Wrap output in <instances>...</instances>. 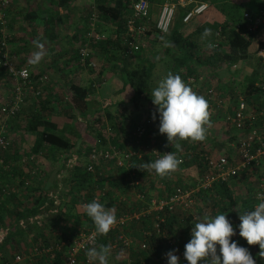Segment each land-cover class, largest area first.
<instances>
[{"label":"trees","instance_id":"trees-1","mask_svg":"<svg viewBox=\"0 0 264 264\" xmlns=\"http://www.w3.org/2000/svg\"><path fill=\"white\" fill-rule=\"evenodd\" d=\"M57 1V4L64 6L68 0ZM148 1L152 5L153 3H162L164 0ZM172 1L177 2L176 0ZM202 1L214 4L225 16V20L221 23L206 25L207 29L212 30V35L200 39L204 41L203 46H201V43L195 44L194 41H188L187 39L190 40V36L189 38H183L179 32V28L183 24L182 18L186 11L194 5V2L184 6L180 4L177 6L175 18L167 33H158L155 29V21L151 22L150 18L147 25L144 23L148 27L146 34L150 35L152 32H155L158 40L162 42L161 37H163L164 41L174 44L179 50H183L186 47L184 51L189 55L194 54L195 47L191 46L195 44L198 49L200 48V52L205 54L203 58L206 60L207 57H215V61L236 62L242 58H249L248 49L253 43L255 34L249 33L244 29L242 20L244 7L242 9L233 4L231 0ZM130 4V0L96 1V11L99 18L109 20L115 25L114 28H116L114 30L115 35L106 36L105 39L100 41H89L92 42L91 44L105 49L106 52L98 57L100 58L99 60H102V63L106 62L108 58L127 62L135 54H127L125 45L122 43V39L127 31L126 21ZM262 4L263 0H248L247 7L256 5L259 9ZM234 24H238V26L234 27ZM205 29V27L199 28L197 32L204 31ZM209 43L216 44L214 47L209 48ZM257 44L264 47V42ZM93 56L95 54L91 55V57ZM78 58L79 54L77 51ZM178 60L183 59L178 58ZM257 60L261 63L262 58L257 56ZM153 66V61L138 62L135 66L131 65V67L126 66V69L124 68V85L127 84L132 89L130 99L133 104L136 105L145 100L148 104L154 106L155 109L150 110L146 117L152 118L153 113H156L157 118H159L156 106L152 103L149 89ZM85 68L94 71V68L86 66ZM184 70L185 72L180 76L191 87L194 88L198 81L203 80L198 79L199 76L193 74L190 67L187 66ZM0 71H3L0 81L2 78L6 81L12 80L8 72L1 66ZM186 76H194L196 81L194 83L188 82L185 80ZM30 77L34 82V78L36 77L33 78L32 75ZM211 85V82H207V87L205 88V98L210 104L222 98L218 90H216L217 92L214 91V85L211 96L207 94L208 87ZM38 86L37 84L36 88L40 90V94L36 98L40 100L41 112L37 109V111L35 110L31 114L25 115L26 122L22 128L23 132H29L34 135L30 152L63 153L65 155L62 160V166H70L67 164V161L71 158L72 152L69 151L77 149L75 141L80 139L82 145L79 147L80 151H78L80 152L79 156H85L84 162H88V155L92 148L101 150L117 148L121 151L137 150L140 151L141 156L139 158L135 156L132 159L130 168L117 166L115 164L116 161L113 160H100L93 164L92 171H88L84 163L82 164L79 162L80 159H77L72 169L67 170L68 176L64 178L65 191L63 193L55 197L49 195L46 191L38 192L35 189L37 191L33 192L35 191L33 187L32 193L30 192L29 194L32 201L29 203L26 194L20 192V188L22 187V190L26 191L27 185L25 181H29L28 178L32 181V178L37 176V174H27L26 180H24L25 178L20 179L21 176L19 177L14 174V172H17L15 170L17 167L10 165V160L20 150L18 149V145H15L16 138H14V132L11 128L7 127V123L4 127V133L7 138L11 139V144L6 150L0 151V158L4 162L0 164V229H7L6 234L0 240V262L11 259L15 254H20L22 261L19 264H62L67 256L70 240L74 238L66 232L65 228L68 226V219L66 218L74 216L72 218L75 223L73 229L75 235L78 233L79 226H82L87 231L95 229L92 220L79 207L97 200L104 204L106 208L115 209L117 219L120 216L132 214V212L137 214L139 212V215L138 217L132 216L126 219L123 224L114 226L107 235H97L95 245L105 244L109 245L111 249L126 251V257L131 259L128 264H164L168 260L166 254L173 250L180 257L179 264H188L184 257L181 258V253L185 251V245L191 239V227L194 226L198 217H214L217 214H227L228 220L234 226L236 233H238L240 224L239 214L253 211L255 205L259 202L255 196L258 188L256 185L258 176L252 174L250 176L252 180L244 181L247 180L246 178L250 174V172L244 171L241 172L243 175L239 173V175L234 177L230 184L218 182L208 189L197 191L195 193V200L201 202L202 205H192L195 208L192 214H187V212L181 213L178 210H169L168 208L145 211L147 207L146 202H149V198L153 194L151 192V188L153 187L152 176L155 171L144 170L140 168V165L157 159L152 150H157L158 152L174 151L177 155L184 151L186 153L184 154V162L181 165H185L187 159H192L200 169L206 163L205 155L214 157L223 150V146H225L223 142L218 141V143L212 146V148L214 147L213 150L207 153H205L204 149L199 148V145H192L193 142L191 141H180V150L171 147V145L165 147L168 144L166 135H163L160 139H152L151 137L150 128L153 126L154 133L155 124V130L159 128L158 120L156 123L153 120L147 132L137 141L136 136L133 134V130L137 126V124L134 125V120L123 119L122 121L119 119V116H123V114L114 116L107 109L105 112L107 120H104L102 112L96 110L97 114L93 116L94 107L89 98L95 92L94 83L84 86L83 84L74 83L73 80L68 81L66 87L70 91V100L66 103L64 102V105L60 107L63 109L67 108L66 125H70L69 123L74 117L80 116L85 121L86 128H81L80 125L82 124L76 125L75 127H70L67 133L66 126L59 128V126L44 120L45 118L41 115L42 110L43 112H49L51 108H48L47 105L49 100L42 94L44 92L42 85ZM258 92L259 90L255 86V83L247 82L244 91L238 90V97L240 95L249 100L258 94ZM232 97L234 101L238 98ZM64 98V92L63 94L61 92L60 99L64 101ZM216 110L219 113L223 112L222 108H216ZM87 114L92 117H87ZM18 116L13 117V119L18 118ZM2 124H4V117L0 114V126ZM224 125L230 140H235L237 133L234 131V128L226 122ZM202 172L203 170H201V174ZM130 173L133 174L131 175ZM238 179L242 181L244 190L247 189V192L244 191L242 200H238L234 190L231 188V185L237 183ZM135 180H138L139 183L134 184ZM160 188L159 195L161 197H167L174 190L168 181L160 183ZM137 193L143 194V199L135 198V196L131 199V194L136 195ZM246 194H248L247 197ZM57 198L63 201L55 203L58 200ZM172 237H175V244L170 241ZM125 238L131 241L130 244L126 245L124 243ZM62 242L64 245H61ZM142 244L145 246L142 247ZM253 247L255 250L251 255L256 264H264V259L259 257V246L255 245ZM83 254L78 256L76 264H82V261L85 260ZM126 262L122 261L121 264H127Z\"/></svg>","mask_w":264,"mask_h":264},{"label":"crops","instance_id":"crops-1","mask_svg":"<svg viewBox=\"0 0 264 264\" xmlns=\"http://www.w3.org/2000/svg\"><path fill=\"white\" fill-rule=\"evenodd\" d=\"M95 1L97 0H68L64 6H61L57 4V0H10V5L7 9L9 47L16 55L15 61L17 64L27 66L33 78L36 77L34 78L35 80L33 79L35 81V87L37 84L39 86L42 85V90L44 91L42 94H44V97L49 100L47 105L48 108H51V111L49 112H43L42 110L41 115L45 118L44 120L48 121V123H53L56 126H59V128L66 126L67 133L69 132L70 127H75L76 125L82 124L80 127L86 128V123L80 116L74 117L69 123L70 125H66L67 108L63 109L60 107L61 105H64V102L66 103L70 100V91L66 87L68 81L72 80L74 83L83 84L84 86L89 83H94L95 92L90 95L89 98L94 107L93 116L97 114V112H95L96 110L102 112L103 117L105 118L104 120H107L105 116L107 109L114 116L123 114V116H119V119L122 121L123 119L134 120V118L131 117L135 116L137 122V120L143 117L137 116V112L146 107V109H144L146 117V114L150 109H155L154 106H151L148 103L144 105L141 102L136 105L133 104L130 99L132 89L129 85H124L126 66L131 67V65L135 66L138 62L141 63L146 61H153L154 64L152 76L153 88L158 85L159 81L164 78L168 72L181 75L185 72L184 68L188 66L192 69L193 74H197L199 78L203 79L198 81L194 88L192 87L193 90L198 95L205 97V88L207 87V82L210 80L214 85L215 90H218L224 100V110H231L234 102L231 103L228 100L236 91L233 82L237 83L238 79L240 86H244L241 85L242 83H240V81L242 82L244 78H246V72L248 69L246 66L240 69L239 65L241 62L248 60V57L239 59L236 62L215 61V57H207L206 60L203 58L205 54L200 52V48L198 49L195 45L196 43H203L200 39H202V33L204 31L201 30L197 32V29L203 27L207 29L206 25L216 24L217 22L209 23L212 18L219 19L220 21L218 23L225 20V16L215 7L214 4L202 0H176L177 2L171 0L176 3V6L179 4L181 6L188 5L191 2H194V4L205 2L208 5L205 12L191 20L189 23L182 24L179 28V32L183 38H189L190 36V40H187L195 42V44L191 46L195 47L193 55H189L184 51L186 47L183 50H179L174 44H171L170 47H165L163 44L162 46L160 45L159 47H156V50L153 51H148L147 48L143 47V51H147L146 53H138L137 56L135 55L137 53H135L130 60H127V62L108 58L110 61L106 60L104 65L100 68V74L102 76L98 74L99 78H96L94 77L95 73L93 71L81 67L77 61V51L81 46H86L88 50L91 51V55L95 54L97 57L102 56L106 52L104 48L95 46L94 44H91L92 42L87 41L85 36V32L88 28L89 7L92 5L91 3ZM231 2L243 8L247 6L248 0H231ZM162 3H153L151 5V17H153V22L158 16ZM244 9L251 10L248 7ZM102 20L108 21L104 19ZM101 23L102 21L100 18V21L98 20L97 24L101 32H105L106 34H104L106 36L115 35L114 30L116 28H110L107 31L106 27L102 28L103 25ZM237 26L238 24H234V27ZM146 36L149 38L151 37V40L158 39L154 32L150 35L147 34ZM258 37L257 39L254 38L253 43L248 49L249 56L253 53L256 44L259 43ZM37 40L45 44L46 55L39 65H32L29 63V59L31 54L36 50L34 48V42ZM156 57H159V59L157 60ZM178 58L183 60H178ZM42 75L48 77L47 82L42 83L39 81V77ZM0 76H3V71H0ZM229 76L231 77L227 79ZM207 77L208 80L206 79ZM13 86V80L6 81L4 78L1 79L0 105L4 104L10 98ZM61 92L62 94L64 92V101L60 99ZM208 103L212 113L215 112L223 117L222 123L224 125V113L217 112L215 103ZM126 106L127 108L125 110L124 108ZM40 108V100L37 99L33 93L27 92L18 118H12V120H9L7 122L8 124L6 123L7 127L11 128L13 132L22 130L26 122L25 115H29L35 110L37 111V109L40 111ZM87 117H90L89 114H87ZM23 134L25 136L21 135L20 137L18 135V138L16 139L15 145H18L20 152L17 155L14 154L12 156L10 165L17 167L15 169L17 172H14V174L19 177L21 176L20 179L25 178L24 180H26V177H28L27 174L30 173H35L37 176L32 178V182H30L31 179L28 178L29 181H25L27 186L24 184L26 186V191H23L21 187L20 192L25 193L27 196V193H32V188L34 187V190L37 189L38 192L46 191L49 195L55 197L60 193H63L65 191L64 178L68 176L67 170L72 169L76 160L79 159V147L82 145L81 140L78 139L75 141L77 149L69 151L72 152V156L69 158L72 163L69 164L70 166L65 165L63 167L62 160L65 154H48L41 151L38 153H32L30 152V146H32L34 135L29 132H23ZM236 184L237 186L235 188L237 190L240 188L243 189V183L240 184V182L238 183L237 181ZM37 190L33 192H36ZM62 201L58 199L55 203H60ZM72 217L66 218L68 219L67 225L69 227L67 226L65 229L71 237H75L76 235L73 230L75 223ZM0 230L3 231V229ZM5 231L4 233L6 234L7 231ZM4 235L0 237V240ZM231 240L237 242L239 246L247 248L250 253H253L255 250L253 246H249L247 241L239 236V232L231 237ZM125 254H127L126 251L111 249L109 264H121L122 261H127L126 263L128 264L131 259L127 258ZM86 263L92 264V262H87L86 259L82 261V264Z\"/></svg>","mask_w":264,"mask_h":264},{"label":"built area","instance_id":"built-area-1","mask_svg":"<svg viewBox=\"0 0 264 264\" xmlns=\"http://www.w3.org/2000/svg\"><path fill=\"white\" fill-rule=\"evenodd\" d=\"M130 9L126 21V34L122 39L125 45L127 54H134L139 51L142 41L146 40L147 22L151 18V5L148 0H130ZM10 5V0H0V66L3 67L14 81L13 90L10 98L0 106V114L4 117V124L0 126V151L6 150L10 144L11 139L7 138L4 133L6 123L13 117L19 115L24 99L27 92L33 93L35 96L40 94V90L35 87V81L31 79L30 70L25 65L17 64L16 55L9 47V32H8V14L7 7ZM176 3L171 0H164L161 4L157 18L154 20L155 29L158 33H167L173 23L176 14ZM208 8L207 3L199 2L194 4L182 18L183 24L189 23L191 20L201 15ZM89 24L85 32L87 41H100L105 39L106 35L100 30L92 29L96 22V15L89 14ZM244 29L249 33L256 35L264 30V6L260 7L257 12L251 10H244L242 16ZM146 23V25L144 24ZM219 34V32H217ZM218 38V37H216ZM258 42H264V35L258 37ZM216 43H214L215 45ZM255 53L262 58L261 62L264 63V47L256 44ZM78 63L81 67L96 68L97 64L91 57V51L86 46H81L78 49ZM48 77L42 75L39 81L45 83ZM198 79H201L198 77ZM188 82H195L194 76H187L185 78ZM208 82H211L210 80ZM212 84V83H211ZM255 86L259 92L257 95L249 100L243 96H239L234 101L231 110H224V100L218 99L215 102L217 108H222L224 113V122L228 123L234 128L237 133L235 140L230 143H225L223 150H221L214 157L206 156V163L204 164L203 172L199 179L196 181V186L193 189L183 190L180 187L174 190L167 197L152 198L146 202L147 207L145 211L162 210L168 208L174 210L178 206H187L192 203L193 193L212 187L215 183L226 182L230 184L234 177L239 173L248 171L251 174L258 176L257 181V200L264 199V83L257 82ZM213 84L208 87L207 94L211 96L213 92ZM153 122L152 118H145L137 123L133 130L137 141L148 130L150 124ZM136 141V142H137ZM141 147V146H139ZM157 159L160 155L170 152H158L152 150ZM184 155V154H183ZM141 156L140 151L127 150L121 151L117 148L101 150L92 148L88 155V162L84 163L88 171L93 170V164L100 160H113L116 161L117 166L130 168L132 159ZM178 158L184 162V156L177 155ZM68 165L72 163L71 159L67 161ZM3 159L0 158V164H3ZM131 175L133 173H130ZM139 181L135 180L134 184ZM138 199H143V194L137 193ZM138 217L137 213L126 214L117 219L115 226L123 224L124 221L130 217ZM6 230V229H5ZM3 229L0 230V237L4 235ZM6 232V231H5ZM97 234L95 229L85 230L83 227L78 229L77 235L70 240L68 245L67 256L62 264H76L77 258L80 254L86 253V250L95 245ZM130 240L124 239L126 245L130 244ZM61 245H64L62 242ZM60 246V245H59ZM145 245L142 244V247ZM86 261L90 262L83 254ZM184 252L181 253V256ZM22 261L20 254H15L9 260H3L0 264H19Z\"/></svg>","mask_w":264,"mask_h":264},{"label":"clouds","instance_id":"clouds-1","mask_svg":"<svg viewBox=\"0 0 264 264\" xmlns=\"http://www.w3.org/2000/svg\"><path fill=\"white\" fill-rule=\"evenodd\" d=\"M246 10V9H245ZM212 35L211 29H205L202 39ZM165 47H170L164 41ZM209 48L214 47L208 44ZM36 49L29 59L32 65H39L46 55L45 44L39 40L34 42ZM158 60L159 57H156ZM152 103L159 114V133L166 135L168 144L177 150L181 149L180 141L203 142L211 127V113L207 99L198 95L185 83L181 76L168 72L158 85L151 90ZM152 119L155 121L156 113ZM182 159L172 151L160 155L155 161L145 162L140 168L154 170L161 178L175 173ZM86 215L92 220L97 235H107L116 225L115 209L106 208L97 200L82 205ZM239 236L249 246H259V257L264 259V199L259 200L253 211L239 214ZM191 239L185 245L184 258L188 264H256L247 248L241 247L231 237L236 235L227 214L214 217L197 218L191 227ZM86 256L92 264H109L111 247L105 244L93 245L86 250ZM168 264H179L175 250L167 254Z\"/></svg>","mask_w":264,"mask_h":264},{"label":"rangeland","instance_id":"rangeland-1","mask_svg":"<svg viewBox=\"0 0 264 264\" xmlns=\"http://www.w3.org/2000/svg\"><path fill=\"white\" fill-rule=\"evenodd\" d=\"M92 5H90V7H89V14H91V13H94L95 15H96V22L94 23V25L92 26L91 25V28L94 30V29H96V31H98V30H100L99 29V26H98V24H97V21L99 20L100 21V18H99V15H97L98 13H97V11H96V1L95 2H93V3H91ZM264 6V3L261 5V7H263ZM244 8H247V6H245ZM248 8L249 9H251V11H253V12H257L258 11V8L256 7V5H253V6H248ZM130 9V8H129ZM243 9V8H242ZM221 12V11H220ZM222 13V12H221ZM90 16V15H89ZM89 18V17H88ZM101 21H102V25H103V27L102 28H104V27H106V29H107V31L110 29V28H114V26L115 25H113L112 23H110L109 22V20L108 21H103L102 19H101ZM151 22H153V17H151V20H150ZM220 20L219 19H217V18H212L210 21H209V23H213V22H219ZM99 23V22H98ZM88 24H89V19H88ZM88 24H87V26H88ZM8 32H9V30H8ZM105 33V32H104ZM155 33V32H154ZM106 34V33H105ZM147 35V34H146ZM157 35V34H156ZM264 35V30H261V32H259L257 35H256V39H257V37L258 36H260V37H262ZM146 38H147V40L144 42V41H142V43H141V47H140V49H139V51H137L136 53L137 54H135L136 56L138 55V53H146L147 51H143V49L144 48H147V50L149 51H153V50H156V47H159L160 45L162 46L164 43H163V41L161 42L160 40H158V39H153V40H151V37L149 38V37H147L146 36ZM160 44H159V43ZM203 43H204V41H203ZM203 43H201V46H203L204 44ZM157 44H158V46H157ZM203 44V45H202ZM144 47V48H143ZM14 51V50H13ZM16 51V50H15ZM254 51V50H253ZM255 52V51H254ZM251 53V55L249 56V58H248V60H245V61H243V62H241L240 63V65H239V68L240 69H242L244 66H246V68L248 69V71L246 72V78H244V80L241 82L240 81V83H242L241 85H244V86H240V84H239V82H238V79H237V83H234L233 82V85H234V87H235V93H234V98H236V97H238V90H239V88H240V90H242V91H244L245 90V86H246V84H247V82H253V83H257V82H260V83H264V63H260L259 62V60H257V56H256V54L255 53ZM94 60H97V61H95L96 62V64H97V62H98V64H97V66H96V68H94V73H95V75H94V77H96V78H99V75H101L100 74V68L104 65V63H102V60H99L100 58H98L97 56H93L92 57ZM99 63H100V65H99ZM226 71V70H225ZM99 74V75H98ZM102 76V75H101ZM100 76V77H101ZM152 76H153V74H152ZM233 76V75H232ZM209 77V76H208ZM208 77L206 78L207 80H208ZM231 76H229V77H227V79L228 78H230ZM149 89H150V93H151V90L153 89V78H151V82H150V87H149ZM215 92H217L216 90H214ZM236 93H237V95H236ZM235 95H236V97H235ZM250 97V96H249ZM229 102H231V103H233L234 102V99H233V97H230L229 98V100H228ZM141 103H143L144 105L147 103L145 100H143ZM129 105V104H128ZM127 105V106H128ZM127 106L124 108L125 110H126V108H127ZM148 108V107H147ZM144 109H146V107L145 108H143V109H141L139 112H137V116H143L141 119H139V120H137V122H136V119H135V116L134 117H131V118H134V121H135V123H134V125L135 124H137L138 122H140V121H142L143 119H145V118H147V117H145V111H144ZM151 110V109H150ZM149 110V111H150ZM152 110H153V108H152ZM119 111H120V109H119ZM210 113H211V117H210V120H211V127L210 128H208V134H207V138H206V140L205 141H203V142H201V145H200V142H195V143H193L192 145H199L198 147L199 148H202V149H204V151H205V153H207L208 151L210 152L211 150H213V148H212V146L213 145H215L216 143H218V141L219 142H223V145H225V143H230V142H232L231 140H230V137H229V135H228V133H227V129H226V127H225V125H223V123H222V121H223V117L222 116H220V114H216L215 112V114L214 113H212L211 111H210ZM148 114V113H147ZM146 114V115H147ZM134 115V114H133ZM131 120V119H130ZM157 120L159 121V118H157V116H156V119H155V123L157 122ZM132 121V120H131ZM130 122V121H129ZM225 124V123H224ZM155 127H156V124H155ZM155 127H154V133H153V126L150 128V133H152L151 134V137H152V139L154 138V139H160L163 135H161L160 133H159V128H156V130H155ZM42 130V129H41ZM21 131L22 130H19L18 132H14V138H18V135L21 137V135H24L23 134V131H22V133H21ZM25 136V135H24ZM28 147H29V144H28ZM197 147V148H198ZM224 147V146H223ZM158 148H160L159 146H158ZM186 152H184V151H182L181 153H179V154H181L182 156H184L183 154H185ZM80 158V162L81 163H84V161H85V156H79ZM202 168V169H201ZM200 169L198 168V166H197V163L196 162H194V161H192V159H187V163H185V165H180V167H179V169L175 172V173H172L171 175H169V176H167V177H165V178H161L160 176H158L155 172H153V187L151 188V192H153V194H151V197L152 198H159V197H161V195H159V192L161 191V188H160V183H164V181H168V183L171 185V188H177V187H180V188H182L183 190H189V189H193V188H195V186H196V181L199 179V177H200V175H201V170H203V168L204 167H201ZM242 174V173H241ZM243 175V174H242ZM242 175H241V177H242ZM252 174L250 173L248 176H247V181L249 180H252V177L250 178V176H251ZM30 182H32V181H30ZM240 182V184L242 183V181L240 180V179H238V183ZM255 182V181H254ZM239 184V185H240ZM237 186V184L235 183L234 185H231V188H232V190H234V192H235V194H236V197L238 198V200H242V198L244 197V191H246L247 192V189L246 190H244V188L243 189H239V190H237L235 187ZM242 187V186H241ZM30 193V192H29ZM29 193H27V198H28V201H29V203H30V201H32V199H31V197H30V195H29ZM196 193V192H195ZM195 193H193V199H192V203H189L187 206H185V207H183V206H178V207H176L175 208V210H178V211H180L181 213H186L187 212V214L189 213V214H192V211L195 209V208H193L192 207V205H194V206H200V205H202V203L201 202H199L198 200L196 201L195 200ZM247 195L248 194H246V197H247ZM130 196V195H129ZM133 196H135V198H136V195H133V194H131V199H133ZM199 202V203H198ZM79 209L80 210H83L84 211V209H83V207L82 206H80L79 207ZM154 210V209H153ZM137 215H139V212H138V214ZM80 228H82V226H79V229ZM238 234V233H237ZM175 237H172V239L170 240L171 241V243H173V244H175L176 243V240L174 239ZM184 256V255H183ZM180 258V257H179ZM181 258H183L182 256H181ZM25 264H27V263H25ZM164 264H168V260L164 263Z\"/></svg>","mask_w":264,"mask_h":264}]
</instances>
